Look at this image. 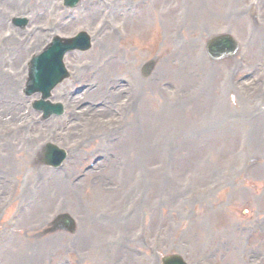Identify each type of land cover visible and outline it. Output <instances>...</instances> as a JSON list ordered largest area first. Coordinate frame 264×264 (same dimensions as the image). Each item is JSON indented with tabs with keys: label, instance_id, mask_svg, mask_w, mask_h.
I'll return each mask as SVG.
<instances>
[{
	"label": "rangeland",
	"instance_id": "1",
	"mask_svg": "<svg viewBox=\"0 0 264 264\" xmlns=\"http://www.w3.org/2000/svg\"><path fill=\"white\" fill-rule=\"evenodd\" d=\"M82 1L83 7L86 0ZM165 1L167 3L163 6L160 0H158V3L155 5L157 9L156 13H161L156 23H153L151 20L152 13L145 10V12H142V17H140L139 14L133 17L135 21H133L131 27L125 28L127 35L125 34L126 36L124 35L125 38L122 40L117 38L116 31L113 28L106 33L108 35V42L106 44H109V46L103 51L97 50L96 40L92 52L70 57L68 62L71 63L73 68L70 67V65L69 67L74 77L77 79V82L85 81L87 79V71L89 69L92 70V67L102 63V60L105 58L106 60L103 65L104 69L111 71L113 73V78L117 77L116 79L128 77L133 78L131 80L135 81L136 78L132 76L134 73L140 78V67L142 63L149 59H153L157 65H161L167 55L166 49L169 48V45L166 43H170L165 41L166 31L163 32V30H165L168 25H171V21L163 16V14L171 15L175 13L183 3V0ZM225 1L228 2L230 0ZM130 2L131 1L128 0L127 4H130ZM143 2L145 1L143 0ZM222 2L223 0H208L210 7L207 16L212 15V11L218 8V6H221L219 3ZM247 3V0H233V2L229 4V10L227 12L230 14L232 11L235 12L238 9L239 15L245 16L247 15L245 10V5ZM167 4H170L172 7L170 12L167 10ZM82 7L74 13L73 17L64 23L63 32L65 34L72 36L74 32L76 33L81 29H85V31L91 33L97 15L87 20L80 19L81 15L87 13ZM230 7H232V11H230ZM259 10L264 17V3L261 4ZM164 11L168 14L166 12L163 13ZM236 15L237 12H235V17ZM207 16L205 19L204 13L203 15L201 14L200 21L199 17H197L198 24L200 23V27H202V31H204L203 36H205L206 31L209 37L219 32H230L233 34L234 31L230 30H216L219 24L211 28L206 22ZM139 18H145L148 23L147 27L143 30H139L137 26V24H139ZM43 19L44 17H42V21ZM203 21L204 25L202 23ZM220 22H222L221 17ZM8 25L9 22L6 23V25H0V38L3 31L8 28ZM258 26L254 27L257 35L262 34V23ZM190 32L192 35L193 30L190 29ZM24 34L25 36L19 40V45L26 38V32H24ZM196 36L197 38L194 36H191V38L197 41L203 38V36L200 38V34ZM238 36L239 40L242 42L239 54H243L246 57L247 67L244 73L248 74L247 79L241 80L240 89L236 90V87L233 89L231 87H204L203 91L201 88V98L199 97L196 100L192 99L193 90H195V88L198 90V87H193L191 92H187L191 89V87H188L187 83H191V69L184 67L186 64L184 56L175 53L172 60L176 59L181 62L185 68L184 70V68L181 67L183 71H181V73L179 72V76L176 75L174 77L179 80L174 82L176 90L179 91L175 96V101L170 99L172 96L170 93L171 87H165V90H162L161 87H151L150 89L141 87V90H139V87H136V90L133 91L135 96L134 102H136V105L139 104V107L136 109L139 113H135L139 114L141 119V128H138L139 142L137 144H132L134 140L130 137L129 140L125 139L122 141L124 142L122 146L119 147V145H117L115 147H110L108 150L110 155H112L111 158L108 157L107 161L111 162L110 166L114 168L120 164L123 169L112 170L108 165L105 167L107 162L98 163L97 171L87 175V179L83 182L82 190H75L74 192H77L75 194L74 192H68V195L57 196V199L63 198L62 200L65 201V213L74 216L78 224H80L75 235L65 233L43 234L47 229L45 224L50 221V209L54 208L53 205L57 200L54 196L52 198L47 196L39 205L40 209L46 208L44 211L36 212L34 208H31L29 213L24 215L19 227H17L18 229H15V234L5 236L3 242L7 243L9 239V243L0 247V264H6L7 261L13 264L15 263V259L16 264H63L67 257L62 258L61 261L58 262L56 253L58 250H63L66 251V255H68L67 249H70L68 247L69 245L71 246L70 256L79 259L80 264H148L154 257V248L161 255L169 254L172 251L179 253L186 258L189 264H238L232 261L233 252H236L238 246H240L242 251L248 248V252L250 253L251 248L253 252L254 245H256L257 248L260 247L258 254H264V231L261 230L263 224L261 228H259L261 222L264 223V211L259 213V216L263 218V220L256 214L258 211V187L261 184L264 185V148L262 152L259 153V135L261 133V128L263 129L264 126V123H262L263 119L259 120L260 131L258 135H256V142H254L248 153L249 158L252 159L251 167L245 177L234 181V169L242 158V154L236 149L240 127L234 129L233 124L222 122L223 118L221 116L218 118V121H216L214 115L215 111L219 108V104L227 103L229 106L227 107L228 113L235 112L237 107L241 106L242 112L247 111L246 120H252L255 115H251L249 109L252 108V104L255 101L264 100V89L259 91L258 84H252L253 77L257 74L264 75V42H262V44L256 42V45H259L263 51L262 54L258 55V53L256 54L252 49V42H249L245 36V27L243 32H239ZM189 37L190 36L187 35V38ZM17 41L18 39L11 41L13 42L12 45H10L11 42H9L7 44L8 49L12 48ZM7 42L8 41L3 42L1 47ZM152 43H157V46H160L156 48V44H153V46ZM201 45L202 42L196 44L194 48L191 61L195 64H197L198 61L202 62L198 59V51ZM192 46L193 45H191V47ZM154 48L156 49L154 50ZM178 51L183 52V49L181 48ZM4 54H7V52L5 51L3 55ZM25 56L26 55L21 54L19 59L14 57L13 61L5 67L3 63L4 60L1 58L0 62H2L3 65L0 64V70L2 75L5 76L4 79L6 80L7 87H15L17 85L19 76L15 67L18 66L17 61L21 65V61ZM256 56H259L258 59L253 61ZM108 57L111 59L109 60ZM88 61L94 62L83 70L82 65ZM206 64L210 65L207 62ZM206 64L204 63L203 67L206 69L203 70H207L208 75L209 73L213 75V73L208 70L209 66ZM229 65L230 63L226 61L219 64L220 71L217 76H222ZM167 66H169V63ZM75 68H79L78 72L74 70ZM96 68L97 67L93 70H96ZM8 69L15 71L11 77L6 75V70ZM118 74H121V76ZM93 79L94 80L91 79L88 81H92L93 83L96 82L95 77ZM261 81L262 83L259 87H263L264 77ZM102 85L103 84H100V86ZM72 87L73 86L67 84L63 89L67 88L71 90ZM91 88L94 89L93 92L95 95H89L88 98L96 101L99 97L97 88ZM103 88L104 87H101V89ZM123 91L125 93L124 89ZM215 91H217L222 98L214 100L213 93ZM140 93L141 99L139 100L138 95ZM144 93H146L147 99L143 101ZM227 93L229 94L226 95ZM4 98L6 99V95ZM9 101L11 102L13 100L9 98ZM7 103L8 101L6 104ZM141 108L146 111L148 108L149 112L142 114ZM225 111L226 109L220 110L222 114L223 112L226 113ZM4 120L5 115L0 121V153L2 152L1 147L4 143V139H1V136L5 134V132H3L4 130L1 129ZM33 124L41 125H34L30 129L31 133L37 136V140L32 143V148H37V143H40L43 139L44 141L49 140V134L59 130L61 122L54 123L51 126H45V124L40 123ZM261 125L263 126L261 127ZM123 127L126 129L125 124ZM8 132L13 133L14 129ZM126 134H128V132ZM28 135L30 136L29 132L25 133L23 137H27ZM72 140L73 138L70 137L68 144H71ZM13 142L9 154L10 158L0 155V167L4 164L8 180L16 178L17 174L25 168L23 167L25 164L24 158H28L21 148L17 146V144L20 145V142H23L19 134L15 135ZM29 142L31 143V139ZM90 143L87 144L83 150L81 149L79 152L80 155L78 156L79 159L76 155L74 156V161L69 164L68 170L77 172L79 167L83 164L85 165L91 157L100 154L98 139L92 140ZM18 152L23 156L22 159L13 157L14 154L18 156ZM6 154H8V151ZM159 156H161V158L158 162ZM5 158H8V160L6 163H3L2 160ZM6 164H8V166ZM9 166L13 168V171L10 173L8 172ZM142 169L145 171L144 178ZM224 169H229L231 171L229 180L227 181V188L215 196L214 191L211 195L200 193V198H196L193 193L195 190L193 188L194 185L188 184L187 189L184 187L183 180L186 175L193 176V179L201 187L206 180H212ZM3 173V175L6 176L5 172ZM164 174L170 176L173 180L171 183L172 185L178 184L180 187V191L176 190L177 195L175 197L170 198V196H165L163 199L161 196L159 197L154 194L153 190L150 191L148 189V185H151L155 182L156 178H160ZM94 179L96 183L103 188H97L95 191L96 197L91 196L87 198L88 181L93 183ZM122 179L126 181L125 184L122 182ZM137 180L139 181V185H134L133 190L139 194V203L145 207L144 210H139L141 216L149 213V217H151L153 211L160 212L163 208H166L167 210L163 211L169 214L171 217L169 220H172L174 217L177 218L187 211L189 219L186 220V226L178 234V238L184 244L178 245L171 241L170 245L169 233L162 236L163 239L168 242L165 247L161 244H151L150 236L144 239V241H142L139 236L138 239L134 241L133 238L139 232V215H136L135 218L127 224L125 222L127 219L122 218L124 203H118L114 207L109 206L112 200L122 199L125 196L126 188L119 194L108 195V193L110 191L115 193L110 187H124L135 183ZM174 181H176V184ZM62 183L65 186V182L63 181ZM157 186L161 189L163 187H171L170 184L167 183L165 185L161 180L157 183ZM206 186H208V183ZM163 192L164 188L160 195H162ZM261 194H263V190L260 191V195ZM184 203H186L188 207L182 208L181 206ZM213 209L215 210L213 211ZM106 215H110V219L111 216H113L112 219H121L124 224L121 222H110L109 227L111 229L107 227V229L104 227L95 228L98 225L96 221L100 224L105 222L104 218ZM32 224H34V226ZM159 226L160 225H157V227ZM4 228L5 227H2L0 229V235ZM255 232L257 233L256 235H254ZM105 233L107 235V240L104 241V243L107 244L115 240L120 242L118 248L115 249V255L112 254V252H103L93 255V249L89 247L87 249H82L80 247L79 240L81 241V246L85 248L86 244L92 241L89 237L93 236V238L97 240V237L105 236ZM251 235H253V240L250 241L248 246V238H250ZM233 238L234 241L231 245ZM157 240L160 242L158 238ZM235 244L236 246L234 247ZM149 249H151L150 253H148ZM129 253H131L132 256H128ZM154 260L150 264H153ZM238 261L241 262L240 259Z\"/></svg>",
	"mask_w": 264,
	"mask_h": 264
},
{
	"label": "bare ground",
	"instance_id": "2",
	"mask_svg": "<svg viewBox=\"0 0 264 264\" xmlns=\"http://www.w3.org/2000/svg\"><path fill=\"white\" fill-rule=\"evenodd\" d=\"M23 1H25V3L26 4H29V3H32L33 2V0H3V2H4V4H5V6L7 7V11H6V13L5 14H2V15H5V16H7V17H9V16H11V15H13L15 12H20V2H23ZM95 10L94 9H92V11L87 15V16H92V15H94L95 14ZM201 20V18H199V21ZM1 22H2V17H0V24H1ZM204 22V21H203ZM202 22V23H203ZM190 29L191 30H193V33H192V35L191 36H195V35H197V34H200L201 36L204 34V31H202V27H200V23L198 24V22L194 19L193 21H192V24H191V27H190ZM184 33L187 31V24H186V27L184 28ZM38 40V37H36L34 40H33V42L35 43L36 41ZM108 41V40H107ZM107 41H103L102 43L99 41L98 42V45H99V50H104L106 47H108L109 46V44H106L107 43ZM252 48L255 50V51H257L258 52V54L260 53V52H262V50L261 49H258V47L257 46H255V44L252 46ZM186 54H188V55H190L189 53H186ZM111 76H107L106 78H105V80L106 79H108V78H110ZM5 79H3V80H1L2 81V83L0 84V110H3V112L6 114V112H9V110L10 109H12L13 108V106L12 107H7L6 108V106L4 105L5 103V99H3V97H2V95L3 94H5L4 93V91L6 92V93H8V94H6V95H10V93H13V91H14V88L13 87H7L6 86V83H4L3 84V81H4ZM3 87H7V88H3ZM113 98H115V95L113 94V95H110V96H108V97H105V99H109V100H111V99H113ZM16 108H15V106H14V108H13V110H15ZM88 111V113H89V116H95L96 114H98V113H102V111L100 110V111H90L89 109L87 110ZM4 113H2V114H4ZM1 114V113H0ZM13 115H14V117L15 116H18V113L16 112V111H13ZM131 126V129H132V131L135 129V126L133 125V124H131L130 125ZM12 143H14L13 142V138L12 139H5L4 138V146H5V148L8 150V157L10 156L9 154H10V150H11V145H12ZM3 169H4V167L2 166L1 167V171H3ZM33 172H30L29 173V175L30 174H32ZM99 181V180H98ZM61 181H59V180H55L54 182H52L50 185H48V186H43L42 187V189L40 190V193L39 194H41V193H43V196L44 195H46L47 193H48V191H50V192H55V191H57V190H59V189H61V188H63L64 186H63V184L62 183H60ZM44 187H49V188H45L44 189ZM97 188H102L99 184H97V183H92V188H90V189H88L87 190V192H86V196H93V197H96V194H95V191L97 190ZM100 225V224H99Z\"/></svg>",
	"mask_w": 264,
	"mask_h": 264
}]
</instances>
